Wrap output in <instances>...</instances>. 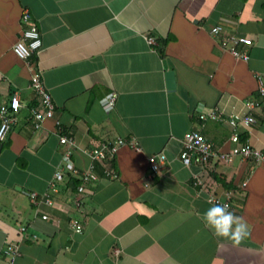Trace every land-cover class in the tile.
I'll return each instance as SVG.
<instances>
[{
  "label": "crops",
  "instance_id": "crops-1",
  "mask_svg": "<svg viewBox=\"0 0 264 264\" xmlns=\"http://www.w3.org/2000/svg\"><path fill=\"white\" fill-rule=\"evenodd\" d=\"M25 9L41 33L36 68L55 105L39 129L29 118L38 103L33 69L13 52ZM218 25L223 32L215 37ZM227 36L252 39L247 62L221 47ZM159 39H168L164 55ZM168 71L175 73L172 90ZM258 74L264 79V0H0V107L14 93L22 104L17 124L0 141V264H264V162L212 158L203 168L180 159L189 131L219 153L232 150L228 117L249 113V101L259 102L250 111L256 122L239 127L240 142L264 154ZM111 92L118 98L106 112L101 101ZM214 109L219 118L200 120ZM62 135L76 143L78 174L64 168ZM118 137L140 149H120L116 178L97 166L93 193L79 196L90 150ZM160 153L167 161L148 180L149 158ZM194 174L208 191L231 196L230 210L249 225L240 244L205 225L202 214L211 204L194 186ZM33 192L49 193L53 205L37 207ZM70 219L84 231L73 232ZM8 245H18L15 259L4 254Z\"/></svg>",
  "mask_w": 264,
  "mask_h": 264
},
{
  "label": "built area",
  "instance_id": "built-area-1",
  "mask_svg": "<svg viewBox=\"0 0 264 264\" xmlns=\"http://www.w3.org/2000/svg\"><path fill=\"white\" fill-rule=\"evenodd\" d=\"M22 31L20 37L16 44L13 46L14 54L21 60L25 61L27 65L31 68V87L35 91L38 97L37 105L29 108L30 120L33 122L35 129H39L42 123L54 116L55 105L50 92L48 91L42 77V72L37 65V55L41 51L43 46L41 33L37 27L36 22L32 19L29 10L25 9L22 13L21 18ZM223 32V27L218 25L213 27L211 33L213 36H219ZM150 45H157L154 37L149 36L147 38ZM220 45L223 49L227 50L234 58L238 60H243L247 62L250 59L248 52V47L253 44L252 39L248 37L239 36H227L222 38ZM243 46L245 49H241ZM258 80V93L260 97H264V79L261 75H257ZM118 98L117 92H111L102 101V106L106 112H111L116 104ZM259 102L249 101L247 103L249 113L245 115H230L228 117V122L233 129V134L231 135V140L236 143V146L229 152L219 153L214 149L213 144L200 132L189 131L183 137V148L180 152V159L183 164L187 167L192 165H197L205 167L210 163L212 158H217L221 162L231 163L237 157L245 160L254 159L257 163L264 162V154L257 148H254L248 141L245 143L240 142V133L238 132L239 127H244L246 129L250 128L256 121L254 116L251 114ZM22 108L20 101V96L18 93H14L8 104L2 105L0 107V141H4L9 133L11 132L14 125L18 122L17 113ZM221 116L218 110L214 109L209 113H201L199 115L200 120L206 121L207 119L215 120ZM131 142V141H130ZM127 139L118 137L114 140L103 141L97 147L90 150L89 155L91 159V166L89 170L85 171L80 177V183L77 186V193L79 196L89 195L93 193L94 186L99 180V175L97 172V166L101 168L103 175L106 178H116L118 175L113 170V163L116 160V156L120 149L125 145H130L133 148L139 150L140 148L136 143H130ZM60 143L63 145H68L66 152H64L62 159L64 163L65 170L78 174L79 171L73 160L74 148L76 143L73 137L69 135H62L60 137ZM167 157L165 154L160 153L158 155L149 158V165L151 172L148 175V180L153 179L156 173L163 167L166 163ZM193 184L198 188V192L206 191L207 201L210 204H227L229 210L231 208V196L227 195L226 198H222L215 193L207 190L205 182L196 174L193 175ZM56 181L60 182L64 179L63 170H58L55 173ZM56 182L50 184V188L56 189ZM31 203L37 207L40 204H45L48 206L53 205V199L47 194L30 193L29 195ZM80 200L78 198L77 205L80 207ZM39 211V210H37ZM42 219H50V215L44 213ZM69 227L73 232L81 233L84 231L83 224L75 219H70ZM26 228L21 227V233H25ZM118 254L119 252L116 251ZM5 255L11 256L15 259L20 254L18 245H8L7 249L4 251Z\"/></svg>",
  "mask_w": 264,
  "mask_h": 264
},
{
  "label": "clouds",
  "instance_id": "clouds-1",
  "mask_svg": "<svg viewBox=\"0 0 264 264\" xmlns=\"http://www.w3.org/2000/svg\"><path fill=\"white\" fill-rule=\"evenodd\" d=\"M205 225L220 237L240 244L249 235V225L242 217L229 210L227 204H211L203 212Z\"/></svg>",
  "mask_w": 264,
  "mask_h": 264
},
{
  "label": "water",
  "instance_id": "water-1",
  "mask_svg": "<svg viewBox=\"0 0 264 264\" xmlns=\"http://www.w3.org/2000/svg\"><path fill=\"white\" fill-rule=\"evenodd\" d=\"M168 89L172 90L176 87L175 73L173 71H168L166 74Z\"/></svg>",
  "mask_w": 264,
  "mask_h": 264
},
{
  "label": "trees",
  "instance_id": "trees-1",
  "mask_svg": "<svg viewBox=\"0 0 264 264\" xmlns=\"http://www.w3.org/2000/svg\"><path fill=\"white\" fill-rule=\"evenodd\" d=\"M167 42H168V39H164V40L163 39H159L158 40V48L157 49L162 55H164V52H165L164 47L166 46ZM242 138L245 139L246 135H243ZM79 183H80V181H79ZM75 184H77V181L75 182Z\"/></svg>",
  "mask_w": 264,
  "mask_h": 264
}]
</instances>
